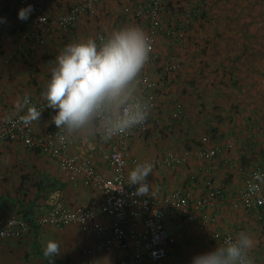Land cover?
Wrapping results in <instances>:
<instances>
[{"label": "crops", "instance_id": "1", "mask_svg": "<svg viewBox=\"0 0 264 264\" xmlns=\"http://www.w3.org/2000/svg\"><path fill=\"white\" fill-rule=\"evenodd\" d=\"M35 1L40 3L47 13L59 15L80 0ZM149 1L107 0L105 4L96 7L92 17L79 18L67 33L54 30L52 38L38 44L22 42L17 32L13 34L15 31H10V27L21 22L20 8L15 0H0V119L22 118L25 113L20 107V102L25 97L47 105L42 93L50 79V70L54 66L53 62L58 52L69 43L90 37L96 38L98 32L107 35L121 27L139 26L132 17L122 15L121 8ZM203 1L206 6L203 18L188 30L183 43L185 45L178 51L181 63L180 76L176 82L167 83L164 88L156 91L155 115L168 117L164 112L170 113L169 110L174 107L173 102L178 100L187 102L185 106L194 112L197 102L201 100L197 99L200 92L192 90L200 82H197L198 78H204V82H200L198 88H205L206 102L216 101L219 105L221 116L225 120L221 123L224 138L236 146L234 150L232 148L229 150L231 152L227 154V157H230L228 160L236 166L246 162L251 165L259 153L252 149L254 145H249V142L264 143L262 139L264 131L255 129L259 125H264V9L245 12L244 3L249 2L240 0L242 12L234 7L233 10L228 9L226 12L221 10V16H218L209 9L207 0ZM184 7V3L179 8L172 5L174 11H180ZM160 18L163 26L170 25L169 14L163 13ZM156 49L160 54H165L167 48L164 38H158ZM184 66L191 79H195L194 84L189 85L190 95L195 94V97L181 100L183 97L179 91L182 90L184 85L182 81L186 78L182 74ZM161 69L159 64L145 67L141 77L147 74L154 78L162 71ZM217 93L219 95L216 97ZM186 107L185 114L189 117L191 113ZM48 110L54 111L51 108ZM190 116L193 120L192 115ZM46 125L47 119L42 115L35 125V130H42ZM176 126L175 123L166 129L167 126L162 125L161 120L159 122L153 120L145 133L135 129L130 131L126 146L129 157L136 163L133 164L131 161L127 163L125 172L127 182L129 171L144 160L159 157L167 151L181 152L186 150L187 145L190 147L188 150L197 148L191 141L192 136L183 131L179 133ZM261 130H264V127ZM67 143L69 154L89 159L97 173L105 178L111 176L107 161L111 145L109 141L96 136ZM223 144L224 142L221 145ZM203 165V162L191 157L186 167L174 171L164 168L152 170L147 178L151 184L150 192L163 199L173 189L183 187L192 195L201 196L205 192L201 175ZM222 173L221 171L219 177L224 178ZM191 175L197 178L192 181L189 178ZM215 184L219 185L216 178ZM233 194L226 192L224 201L210 209L209 213L216 216L217 220L225 216L223 204L228 203L227 197ZM101 200L102 195L98 190L84 186L80 180H71L56 161L41 151L27 150L19 141L0 142V214H11L12 210H18L21 205H34L38 216L41 206L49 207L56 201L70 209H91ZM230 206L233 209H240L233 207L232 204ZM253 215L256 216V212ZM166 218L171 223L169 233L175 238L171 259L174 260L177 252L184 250L187 245L191 248L208 245L206 247L211 250L215 249L213 244L204 242L208 241L204 234L198 233L193 225L182 218H172L170 214ZM99 220L109 223L105 216H100ZM48 240H55L61 245V254L53 257L52 261L43 256V247ZM34 243L37 244V250L34 249L36 246ZM94 243L92 235L85 234L74 226L61 230L36 226L34 230L30 228L28 234L20 240L2 242L0 264H86L84 251ZM91 263L133 264L130 251L121 253L105 251L91 258ZM167 264L174 263L170 260Z\"/></svg>", "mask_w": 264, "mask_h": 264}, {"label": "built area", "instance_id": "2", "mask_svg": "<svg viewBox=\"0 0 264 264\" xmlns=\"http://www.w3.org/2000/svg\"><path fill=\"white\" fill-rule=\"evenodd\" d=\"M20 8L32 6V11L26 20H21L10 31L19 34L22 42L43 44L52 38L53 31L67 33L71 26L81 17H92L95 9L107 0H80L67 7L62 14L51 15L35 0H15ZM185 7L174 11L172 5ZM206 6L203 0H150L149 3H137L134 6H123L121 14L132 17L152 38V52L150 60L145 67L159 64L162 71L154 78L143 75L141 77L142 89L145 98L151 104V110L146 122L136 128V131L145 133L150 123L159 122L161 115H155L156 91L164 88L165 76L175 73L179 68V60L175 49L184 43L188 30L202 20ZM167 13L171 16L168 26H163L161 15ZM104 35L101 32L96 38ZM164 38L168 53L160 54L157 49L158 38ZM29 105L20 102V107L26 114L27 108L34 105L45 115L47 125L39 131L35 130L36 121L25 124L22 118L0 119V142L19 141L27 150H39L47 157L57 162L60 169L66 171L71 180H80L87 187L98 190L102 195L101 202L91 209L65 207L60 201L49 207H40L35 225L39 228L52 227L61 230L74 226L79 231L92 235L95 243L84 251L86 264H92L91 258L105 251L121 253L130 251L133 264H167L172 258V246L175 238L166 231L164 220L168 214L172 218H182L193 225L199 233L205 234L216 244L232 235L220 228L216 216L209 210L225 199L224 187L215 184L216 170L228 163L227 151L232 147L226 143L221 147L209 145V137L203 136L201 146L196 149L181 152L167 151L159 157L144 160L141 163L151 162L156 168L174 171L186 167L191 157L203 162L201 168L202 182L205 192L201 196H194L183 187L173 189L163 199L154 193L150 195H137L138 185H129L126 180V166L128 161L136 163L128 154L126 140L129 133L118 135L108 140L110 151L108 165L111 170L109 178L103 177L94 169L89 159H82L68 153L67 141L58 139V130L52 117L56 114L49 111L45 103L35 102L27 97ZM170 117L182 125L186 119L185 110L181 103L172 108ZM236 172L241 180V187L231 199L233 207L248 212H256V218L262 231H264V182L257 179V174L264 177V153L255 157L249 165H238ZM196 175V174H195ZM191 175L190 180L197 177ZM250 184L259 185V191H251ZM100 216L107 217L109 223L99 220ZM30 229V224L18 214H0V249L5 240H20ZM233 236V235H232ZM177 264V260H173Z\"/></svg>", "mask_w": 264, "mask_h": 264}, {"label": "clouds", "instance_id": "3", "mask_svg": "<svg viewBox=\"0 0 264 264\" xmlns=\"http://www.w3.org/2000/svg\"><path fill=\"white\" fill-rule=\"evenodd\" d=\"M31 5L19 11L26 20ZM152 38L136 25L112 30L107 35L67 44L58 52L50 79L42 93L47 107L55 111L51 122L61 142L99 136L108 141L129 133L148 119L151 104L145 98L141 75L150 60ZM29 105L27 97L22 101ZM41 112L27 108L23 122H39ZM153 163H138L128 173L129 185H138L137 195H150L148 176ZM264 182V177L257 174ZM251 191L259 185L250 184ZM254 241L246 231L227 236L215 249L193 257L191 264H254L249 256ZM61 254V245L48 240L43 256L52 261Z\"/></svg>", "mask_w": 264, "mask_h": 264}, {"label": "rangeland", "instance_id": "4", "mask_svg": "<svg viewBox=\"0 0 264 264\" xmlns=\"http://www.w3.org/2000/svg\"><path fill=\"white\" fill-rule=\"evenodd\" d=\"M247 1L249 3H244V8H243V10L245 9V12H249L250 10L258 11V10L264 9V0H258V1L255 0L256 2H252V0H247ZM239 2L240 0H207V4H209V9L214 11L213 12L214 15H216L217 13L218 16H221V10L226 12L228 11V9L233 10L234 7L236 9L239 8V10L242 12ZM184 45L185 44H181L175 49L176 55L178 56V60H179V55H180L178 51L180 48H183ZM168 52L169 50L166 49L165 53H168ZM166 77L167 76H165V78ZM176 103L182 104L180 100H178L177 102H173V105H175ZM171 111L169 110L170 113L164 112L168 114V117L166 116L161 117L162 125L167 126L166 129L170 128L171 125L174 126V124L172 123L173 120L170 117ZM253 148L254 150L259 149L258 146L253 147ZM259 151L264 152V149H260ZM230 152L231 151H227L226 153L229 155ZM249 160L250 159H248V161ZM230 163H231V160L228 161V164ZM194 164H196V162ZM235 166L228 167L225 165L222 167H218L216 170V183L219 185L220 184L223 185L222 187H224L225 193L227 192L228 194L229 193L233 194L235 192L231 197H227L226 201H228V203L223 204L224 205L223 210L226 212V215L218 219L220 222L219 225L224 230L232 231L234 235L241 231H246L254 241V247L250 250L249 256L254 261V264H264V238L261 237V233H260L261 228L259 226L256 216L246 211L240 210V209H233L230 206L231 204L229 205L231 199L234 198L237 190H239L241 187V180L236 172V168L238 165L236 167ZM246 166H249L247 162H246ZM221 171L223 172L222 176H224V178L220 176L222 179L219 177V175H221ZM164 226H165L166 231L169 233V227L171 226V223L167 221V218H165L164 220ZM204 242H208V241H204ZM206 246L208 245H205L204 246L205 248L202 246H198V247L193 246L191 248L190 246L187 245L184 248V250H180L179 252H177V256H174V260H177V264H191L193 257L199 254H203V253L211 251V249Z\"/></svg>", "mask_w": 264, "mask_h": 264}, {"label": "trees", "instance_id": "5", "mask_svg": "<svg viewBox=\"0 0 264 264\" xmlns=\"http://www.w3.org/2000/svg\"><path fill=\"white\" fill-rule=\"evenodd\" d=\"M187 67V66H186ZM181 74V63L179 62V68L175 73L172 74H167L166 76V83H174L177 81V78L180 76ZM182 74L186 76V78L184 79V85H182V90L179 91L181 96L183 98H181V100H183L184 98H188V97H195V94H191L189 92V85L194 84V80H191V77L188 75V71L187 69H185L184 66V70L182 71ZM189 76V77H188ZM204 78L199 77L197 82H204L203 80ZM200 82L197 84V87L192 90V91H199V96L197 97V99H200L201 101L197 102L198 105L195 106V110L194 112H192L191 110H189L185 105L188 104L183 103L182 105L184 106V108L186 107L189 111H190V115H192V118H194L193 120L191 119V116L189 115V117H186L184 123L182 125H180L179 123H176V121H173V123H176V127L177 130L179 131V133L182 131L185 132L186 134H188L189 136H192L191 141L194 143V147H200L201 146V139L203 136H208L209 137V145H215L218 147H221L222 143H229L232 145V150H234V148L236 147L233 142H227L226 139L224 138V133H222L221 130V123L224 120V118L221 116L220 113V108L219 105L216 103V101L210 102V101H205L204 95H205V88L200 87V89L198 88V85H200ZM218 82H220V80L218 79ZM219 84V83H217ZM215 95V94H214ZM219 95V93H217V95H215L216 97ZM194 126V127H193ZM262 127H264V125H259L258 127H256V130L259 131H264L261 130ZM258 132V131H257ZM261 133V132H260ZM264 133V132H262ZM264 139V138H262ZM214 143V144H213ZM223 144V145H224ZM237 145V142H236ZM249 145H254L253 147H257L258 146V150L257 152L260 153H264L262 151H259L260 149H264V143H255V142H249ZM190 147L187 145L186 149L188 150ZM254 149V148H252ZM231 150V149H230ZM238 165H246V163L243 164H238ZM229 166H234V164L230 163L228 165ZM188 179V177H187ZM241 209V208H240ZM243 210V209H241ZM245 211V210H243ZM248 212V211H246ZM12 213L14 214H18L19 216H21L24 220H26L29 224H30V228H32L33 230L35 229L36 225H35V220L34 218L37 216L36 213V209H34V205L31 206H20L18 210H12ZM251 214H254V212H248ZM37 218V217H36ZM220 226V225H219ZM221 229H223L222 227H220ZM224 230V229H223ZM227 231V230H225ZM230 232L233 236H235L231 231ZM199 233V232H198ZM260 233H261V237L264 238V231H262L260 229ZM202 234V233H200ZM205 238H207L208 243L209 244H213L215 247L217 246L216 243H214L212 240L209 239V237L207 235H205ZM36 242V241H35ZM34 245H36L34 247L35 250H37V244L34 243Z\"/></svg>", "mask_w": 264, "mask_h": 264}]
</instances>
